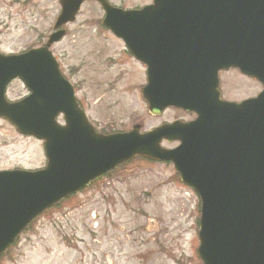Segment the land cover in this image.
<instances>
[{
  "label": "water",
  "instance_id": "obj_1",
  "mask_svg": "<svg viewBox=\"0 0 264 264\" xmlns=\"http://www.w3.org/2000/svg\"><path fill=\"white\" fill-rule=\"evenodd\" d=\"M85 1L59 0L55 32L44 46L14 55L0 52V118L20 134L45 140L48 159L42 170L0 171V254L43 210L142 156L173 162L182 182L200 196L197 253L203 264H264V92L242 103L224 102L217 95L206 113L199 111L195 94L202 70L209 66L216 77L232 63L225 45L228 30H254L264 45V2L154 0L141 10L124 11L97 0L106 11L104 26L148 67L141 94L150 113L177 106L200 115L186 125L141 133L136 124L127 132L102 135L79 107L50 51L65 35L61 27L75 21ZM15 78L29 95L11 102L5 94ZM60 113L65 126L57 123ZM164 139L182 144L163 148Z\"/></svg>",
  "mask_w": 264,
  "mask_h": 264
},
{
  "label": "rangeland",
  "instance_id": "obj_2",
  "mask_svg": "<svg viewBox=\"0 0 264 264\" xmlns=\"http://www.w3.org/2000/svg\"><path fill=\"white\" fill-rule=\"evenodd\" d=\"M111 1L124 8L151 2ZM59 13L58 0H0V52L19 54L44 45ZM103 16L95 1L86 2L52 53L99 132L128 131L136 123L142 131L158 126L163 117L150 115L140 94L145 66L105 30ZM27 94L16 79L6 96L16 101ZM45 163L42 141L20 135L0 119V170H35ZM125 189L138 200L134 210L125 201ZM100 191L113 194L103 206ZM199 218L200 199L180 183L172 164L132 160L39 215L0 264H201Z\"/></svg>",
  "mask_w": 264,
  "mask_h": 264
},
{
  "label": "flooded vegetation",
  "instance_id": "obj_3",
  "mask_svg": "<svg viewBox=\"0 0 264 264\" xmlns=\"http://www.w3.org/2000/svg\"><path fill=\"white\" fill-rule=\"evenodd\" d=\"M258 1L264 2V0ZM228 34L232 36L227 44L229 49H235L238 43L240 44L239 59L241 66L239 68L235 65H231L228 69H223L218 72V91L220 92V97L230 102H242L255 98L264 90V84L259 78V75L262 74V66L264 64V45L260 43L259 39L249 37V32L247 30L231 29ZM232 57L235 60L238 58V55ZM198 88V97L204 107L205 100L213 94V90L207 81L201 83ZM197 116V112H187L183 109L169 107L161 114L163 120L160 124H171L176 121H181L182 123L190 122L195 120ZM163 144H173L177 146L180 142L175 141L173 143H168L165 141ZM113 175L114 173L111 172L95 182H101ZM112 195L113 194L100 191L98 196L99 203L103 206L109 201V197ZM123 196L126 198L125 201L129 205V210H134L137 204L136 201H138L136 196H134V194L131 195L130 191L127 189L123 192ZM114 210H112L111 214L114 213ZM102 211L103 214H105L107 207H104ZM122 230H124L123 227Z\"/></svg>",
  "mask_w": 264,
  "mask_h": 264
}]
</instances>
